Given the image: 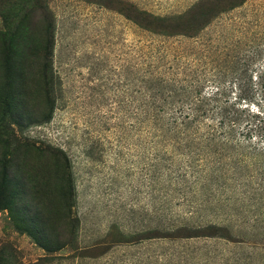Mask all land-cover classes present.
Listing matches in <instances>:
<instances>
[{"label":"rangeland","instance_id":"obj_1","mask_svg":"<svg viewBox=\"0 0 264 264\" xmlns=\"http://www.w3.org/2000/svg\"><path fill=\"white\" fill-rule=\"evenodd\" d=\"M262 58L264 0H0V264H264L261 174L175 178L143 106L164 78L210 92Z\"/></svg>","mask_w":264,"mask_h":264},{"label":"trees","instance_id":"obj_2","mask_svg":"<svg viewBox=\"0 0 264 264\" xmlns=\"http://www.w3.org/2000/svg\"><path fill=\"white\" fill-rule=\"evenodd\" d=\"M257 55L261 57L262 54L260 52ZM247 59H251V56ZM262 62L259 70L254 71L253 75H247L249 71L247 66L244 69L236 66V70L239 69V71H233V75H238L234 81L224 82L218 73L214 74L210 78L213 84L210 92H202L200 73L197 74L194 70L186 71L177 81L174 80V76H171L172 73L170 75L167 72L165 76L170 75L171 77L170 79L164 78L163 86L160 88L161 92L165 93L164 97L157 99L154 95H148L143 101L146 119H148L151 130H157L162 142H170L173 150L179 151V156H183L182 162L173 168L175 178L183 181L182 176L186 174V169L193 167L192 176L214 181L224 175L218 165L233 162L238 166L237 170L242 173L238 177H242L251 184L260 185L254 179V175L260 176L261 174L259 179H264V169L261 165V158L258 157L264 152V147L257 150L251 146L247 138L251 137L250 134L254 131L262 136L264 141V130L262 129L264 119L259 114H250L252 112L251 103L246 100H251L250 93L252 92L256 93L254 96L256 99L264 102V58ZM242 65L244 62L241 63ZM147 77L144 82L149 84L161 76L158 72H152ZM145 90L151 89L145 86ZM243 102L245 104H242ZM249 118H253V122L250 123ZM242 124L244 126L240 127ZM239 128H243L244 131L239 132ZM250 160L254 161V165H259L261 170L255 173L249 170L252 167ZM229 178H233V175H229ZM257 188L249 185L241 191L249 193ZM218 190L214 187L213 190L209 188L208 192L213 195Z\"/></svg>","mask_w":264,"mask_h":264}]
</instances>
